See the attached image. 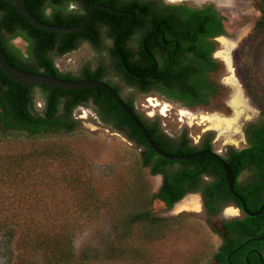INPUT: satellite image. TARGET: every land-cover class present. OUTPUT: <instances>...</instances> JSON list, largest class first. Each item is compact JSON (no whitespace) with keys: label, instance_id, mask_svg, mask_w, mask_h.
I'll return each instance as SVG.
<instances>
[{"label":"trees","instance_id":"obj_1","mask_svg":"<svg viewBox=\"0 0 264 264\" xmlns=\"http://www.w3.org/2000/svg\"><path fill=\"white\" fill-rule=\"evenodd\" d=\"M254 2L260 12V19L243 46L245 50L255 43L264 42V0ZM72 4L77 8L70 10ZM42 5H45L44 8H41ZM95 5H104L124 14L116 15L95 9L84 30L68 35L39 30L15 7L0 1V47L9 64L24 72L56 77L63 81H104L107 71L102 66L96 69L85 66L81 74L74 77L70 73H60L49 55L58 57L72 52L78 47L80 39L88 41L95 49L100 45V27H106L111 40L117 37V49L124 59L123 66L119 56L113 52L115 72L128 84L141 91L153 88L165 100L187 108L207 106L217 96L220 89L212 82L209 74L217 72L219 68L218 61L213 58L219 47L215 39L227 36L228 28L227 18L214 3L191 6L186 3L167 4L162 0H25L26 9L39 22L65 29L77 27ZM45 8L51 9V15L45 14ZM132 16L133 27L122 32L131 22ZM141 32L144 35L139 49L136 52L129 50L126 42ZM14 37H21L28 43L27 61L10 43ZM144 41L145 49L142 44ZM105 83L120 94L117 86L109 81ZM35 89L41 92V109H37L34 102ZM244 89L252 98L248 87ZM126 105L162 152L170 155L189 152L190 140L186 134L179 140L169 139L158 120L144 119L130 101L126 100ZM79 107L93 111L107 128L139 148L143 168L150 169L152 175L164 174L163 187L159 194L152 195L151 200H161L167 209H171L184 195V192L176 193L172 186L191 180L198 184L202 175H211L212 182H202L201 186L202 202L207 214L217 215L228 204L241 207L240 201L229 192L224 170L215 159L201 155L175 163L161 158L102 88L62 90L46 85L26 88L12 81L0 68L2 133L17 132L31 136L72 133L79 124L73 116ZM243 132L246 147L238 151L228 147L224 161L234 177V191L243 199L250 212H256L264 204V111L261 107L259 118L245 123ZM207 136L201 146L211 150L213 134ZM49 156L51 152L47 149L33 151L25 156L0 155V239L10 248L14 247L13 252L8 251L10 258L0 264H37L36 257H41L42 264H113L118 261L128 264L133 252L129 243L131 225L148 223L151 231L156 232L164 219L153 217L149 211L138 212L125 220V230H118L120 234L114 239L103 240L89 252L78 254L74 246L73 230L64 227L49 230L42 221L46 215L36 220L31 215L9 208L14 200L8 198V193L4 197L5 189L18 191V187L26 183L25 177L34 172L38 161ZM173 165L177 167L168 170ZM243 173H246L248 180L245 185L239 181ZM72 185L76 189L77 183ZM84 191L89 194L88 205L94 204L91 190ZM83 198L81 201H84ZM225 226L227 237H223V244L210 262L261 264L258 254H264V208L257 216L244 214L243 219L232 220ZM114 230L116 233L117 229ZM19 232L21 235L16 238ZM134 254L138 262L143 261L141 252L135 249ZM2 255L5 256L0 251Z\"/></svg>","mask_w":264,"mask_h":264},{"label":"rangeland","instance_id":"obj_2","mask_svg":"<svg viewBox=\"0 0 264 264\" xmlns=\"http://www.w3.org/2000/svg\"><path fill=\"white\" fill-rule=\"evenodd\" d=\"M162 1L191 6L214 3L227 18L228 35L225 39L233 46L229 53L232 73L224 61L214 55L220 68L211 78L215 83L221 84L222 89L208 107L188 110L154 95H140L119 79L108 59V51L104 48L95 50L88 43H81L73 53L53 58L56 68L62 74L70 73L78 77L83 66L95 69L97 65H105V79L119 88L122 98L132 102L144 119L158 120L162 130L171 137H177L186 130L192 142L196 143L198 136L212 133L213 147L221 154L229 146L235 149L246 147L242 128L245 123L259 118L260 107L264 111V42L243 49L260 19L256 3L254 0ZM217 41L219 42L218 39ZM104 43L106 47L111 45L108 40ZM15 44L23 47L19 40ZM219 51H225L220 42L217 52ZM230 76L234 77L242 91L247 111L238 120L237 131L230 129L220 135L209 125L200 124L198 118L216 115L233 119L234 111L230 105L233 92L226 82ZM245 86L254 98L246 93ZM34 102L37 109L42 108L39 89L34 90ZM156 102L162 104L161 107L166 105L163 114L161 107H152L151 104ZM181 110L190 113L195 119L182 117ZM73 116L79 124L69 134L62 132L31 136L0 131V155L25 156L43 149L51 152V157L38 161L34 172L25 177L26 183L19 186L18 191L5 189L4 197L8 193V198L14 200L9 208L31 215L36 220L46 215L42 221L49 230L61 227L73 230L74 246L78 254L89 252L103 240L114 239L120 234L118 230H125L123 223L129 216L149 211L153 217L164 219V222L156 232L151 231L148 223L131 225L129 243L133 252L128 264H210L220 246V239L207 223L199 199L188 196L186 201L188 203L198 199L199 211L184 210L177 204L172 210L166 211L157 201L151 200L152 195L157 192L159 180L150 176L148 169L142 167L140 149L107 128L90 109L79 107ZM246 176L243 174L242 179ZM74 183H77L76 189L72 185ZM87 189L91 190L90 194L94 197L92 205L87 203L89 194L84 191ZM82 198L84 201H81ZM211 223L212 226H217L218 220L214 219ZM114 228L118 232L114 233ZM20 235V232L17 233L16 238ZM0 244V251L5 255L0 256L2 263L9 257L8 251L13 252L14 247L10 248L2 239ZM135 249L142 253V262L135 258ZM35 260L37 264H42L41 257H36ZM113 264L125 263L118 261Z\"/></svg>","mask_w":264,"mask_h":264},{"label":"flooded vegetation","instance_id":"obj_3","mask_svg":"<svg viewBox=\"0 0 264 264\" xmlns=\"http://www.w3.org/2000/svg\"><path fill=\"white\" fill-rule=\"evenodd\" d=\"M165 3H167V4H179V3H168V2H166V1H164ZM44 6L45 5H42L41 6V8H44ZM201 6V5H200ZM77 8V6L75 5V4H72V5H70V7H69V9L70 10H74V9H76ZM44 12H45V14L46 15H51V9H49V8H45L44 9ZM143 35H144V32H141V33H138L137 35H135V36H133V37H131L127 42H126V47L127 48H129V50H131V51H133V52H136V50H138L139 49V46H140V41H141V38L143 37ZM8 37H10V36H8ZM218 38H220V37H218ZM218 38H216L215 39V41L217 42V44L219 45V42L217 41V39ZM116 39V38H115ZM115 39L114 40H111L110 38H109V31H108V29L106 28V27H100V45L97 47V48H95V50H97V49H99V48H104V49H106L107 51H108V59L112 62L111 64H112V68H113V70L115 71V65H116V61L113 59V56H112V54H113V52H115V47H114V41H115ZM16 40H19L21 43H22V45H23V47L22 48H20V47H18L16 44H15V41ZM105 40H108V41H110L111 42V45L110 46H108V47H106L105 46ZM10 43L20 52V54H22L23 56H24V58L26 59V61L28 60V55H27V52H28V43L27 42H25L21 37H14V38H12V39H10ZM81 43H88L89 45H90V43L88 42V41H86V40H84V39H80V41L78 42V47H79V45L81 44ZM58 44L60 45V42H58ZM142 44H143V48L145 49V44H146V41H144V42H142ZM91 46V45H90ZM78 47L75 49V50H73L72 52H70V53H73L74 51H76L77 49H78ZM92 47V46H91ZM116 49H117V45H116ZM217 52V51H216ZM215 52V53H216ZM70 53H67V54H70ZM116 53V52H115ZM215 53L213 54V58L214 59H216L217 61H218V59L214 56L215 55ZM67 54H64V55H62V56H65V55H67ZM50 57H51V59H52V61H53V58H55V57H53V55L52 54H50L49 55ZM62 56H58V57H62ZM118 56V55H117ZM17 58H19V57H17ZM119 58V57H118ZM149 58V57H148ZM34 62V61H33ZM54 62V61H53ZM219 63V62H218ZM122 64V63H121ZM98 66H102V67H104L105 68V70L107 71V66H105V65H97L96 67H95V69L98 67ZM85 66H83V68H84ZM89 67V66H88ZM83 68H81L80 69V72H82V70H83ZM219 68H220V65H219ZM219 68H218V70H219ZM218 72V71H217ZM217 72H215V73H217ZM215 73H213V74H215ZM211 75L212 74H209V77H210V79L212 80V78H211ZM118 77H119V79L120 80H122L125 84H126V86H128L129 88H131L132 90H134V91H136V92H138L140 95H142V96H150V95H154L155 97H157L158 99H161V100H163V101H166V102H168V103H171V104H174V103H172L171 101H168V100H165L163 97H161L160 95H159V93H157V91H155L153 88H149V89H144V91H141V89H138L137 87H135V86H133V85H130V84H128L127 83V81L124 79V78H122V76L121 75H118ZM105 81H107L106 79L104 80V82ZM212 82H214L213 80H212ZM215 83V82H214ZM216 85H218V87H219V93L217 94V96L216 97H218L219 95H220V92H221V89H222V87H221V84H218V83H215ZM148 91V92H147ZM120 95V94H119ZM121 98H122V96H120ZM215 97V98H216ZM147 98V97H146ZM215 98H212L211 100H210V103H211V101L212 100H214ZM123 99V98H122ZM124 100V99H123ZM125 102H126V100H124ZM210 103H209V105H210ZM209 105H207V106H196V107H193V108H187V107H182V106H180V105H177V106H179V107H181V108H185V109H188V110H194L195 108H198V107H208ZM257 120V119H256ZM255 121V120H254ZM245 125V124H244ZM244 127V126H243ZM163 132H164V134L169 138V139H173V140H179L180 139V137L183 135V134H186V137H187V139L188 140H190V142H188V151L189 152H186V153H182V154H179V155H170V154H167V155H170V156H187V155H191V154H194V153H196V152H198V151H210V152H213V153H215V154H217L223 161H224V155H225V152H226V150H227V148L228 147H226L225 149H224V151H223V153L221 154L220 152H218V151H216L215 149H214V147H213V144H212V142H211V145H212V148H211V150H206V149H204L202 146H201V143H202V141L204 140V139H206L208 136V134L209 133H207V134H203L201 137H199L198 136V141L196 142V143H193L192 142V140L189 138V136H188V132L185 130V131H183L179 136H177V137H171L170 135H168L164 130H163ZM242 132H243V128H242ZM243 135H244V132H243ZM244 139H245V136H244ZM212 140H213V138H212ZM245 142H246V140H245ZM178 145H181V143H179L178 142ZM247 145V144H246ZM230 147V146H229ZM231 148H233V147H231ZM233 149H235V148H233ZM243 149V148H242ZM236 151H238V150H241V149H235ZM204 155H208V154H204ZM201 156V155H200ZM208 156H210V155H208ZM198 157V156H197ZM210 157H212V156H210ZM213 159H215L219 164H220V162L216 159V158H214V157H212ZM164 159V158H163ZM194 159V158H193ZM166 160V159H165ZM189 160H191V159H189ZM186 161H188V160H186ZM171 162H175V161H171ZM180 162H184V161H177V162H175V163H180ZM225 162V161H224ZM220 166L222 167V165L220 164ZM177 166L176 165H173V166H169V168H168V170H172V169H175ZM223 168V167H222ZM148 169V168H147ZM224 170V169H223ZM148 171H149V174H150V176H152L153 178H158V180H159V187H158V189H157V192L155 193V194H153V195H156V194H159L160 193V191H161V189H162V187H163V183L165 182V176H164V174H162V173H158V174H156V175H152L151 173H150V169H148ZM224 173H225V171H224ZM232 174V173H231ZM243 174H246V173H243ZM243 174L239 177V181L243 184V185H245L246 184V182L248 181H246V179H247V176L245 177V178H243L242 179V176H243ZM233 176V175H232ZM225 177H226V174H225ZM234 178V177H233ZM212 180H213V177L211 176V175H202L201 177H200V181L198 182V184H195L194 183V180H191L190 182H185V183H183L182 185H179V184H176V185H174V186H172V188L174 189V191L176 192V193H179V192H184V195H183V197L179 200V201H177L176 203H174V205L172 206V208L176 205V204H178L179 202H181L184 198H186V197H188V196H194V197H197L198 199H199V201H200V204H201V207H202V209H203V211H204V213H205V218H206V221H207V223L210 225V227L212 228V230L218 235V237H219V239H220V246L223 244V237H227V227L225 226L226 224H228V223H230L232 220H235V219H243L244 218V214H246V215H248V216H250V217H254V216H251V215H249V214H255V213H257L258 211H260V213H261V211L263 210V208H264V204L260 207V209L259 210H257L256 212H250L247 208H246V205H245V203L243 202V199L234 191V193H236L237 195H238V200L240 201V203H241V207L239 208V207H237V205H234V204H228V205H225L223 208H222V210L217 214V215H208L207 214V211L205 210V208H204V206H203V202H202V198H203V195H202V191H201V186H202V182H208V183H210V182H212ZM226 182H227V180H226ZM227 187H228V185H227ZM233 189H234V184H233ZM229 190V189H228ZM230 192V191H229ZM233 195V194H232ZM234 196V195H233ZM235 197V196H234ZM166 211H170V210H172V208L171 209H167L166 208V204L164 203V202H162L161 200H156ZM242 203H244V205H245V210L248 212V214L245 212V210H244V208H243V205H242ZM228 208H233V209H235L236 211H237V214H235L236 216H231V217H227V216H225L224 215V212L228 209ZM259 213V214H260ZM258 214V215H259ZM257 216V215H256ZM214 219H216V220H218V224H217V226H212V220H214ZM209 221V222H208ZM258 258H259V260H260V262H261V264H264V254H258ZM210 264H215V262L214 261H211L210 262ZM247 264H249V262H247Z\"/></svg>","mask_w":264,"mask_h":264},{"label":"water","instance_id":"obj_4","mask_svg":"<svg viewBox=\"0 0 264 264\" xmlns=\"http://www.w3.org/2000/svg\"><path fill=\"white\" fill-rule=\"evenodd\" d=\"M3 1L13 7H15L26 19L27 21L34 26L35 28L49 32V33H61V34H68V35H73L81 32L86 28L88 25L92 13L94 12L95 9H103L106 10L112 14L116 15H121L124 14V12H119L115 11L107 6L104 5H95L89 9L87 12L86 16L82 20V22L74 28L71 29H65V28H59V27H54L50 25H46L44 23L39 22L36 18H34L29 11L26 9L25 6V0H0ZM134 24V16H132L131 22L122 30V32L130 30L133 27ZM120 32V34L122 33ZM119 36V35H118ZM225 38V37H223ZM116 41L117 37L114 41V47H115V52L119 56L121 62L123 63L124 66V59L122 55L119 53L118 49H116ZM0 68L1 70L5 73L7 77H9L12 81L21 84L25 86L26 88L30 87H36L40 85H46L50 86L56 89H62V90H80V89H87V88H92V87H99L105 90L110 97L115 101V103L121 108V110L127 115V117L132 121V123L135 125L137 130L141 133L143 138L145 139L146 143L148 146L161 158H164L168 161H186L189 159L196 158L197 156L208 154L214 158H216L220 164L222 165L225 174H226V180H227V185L228 189L231 194H233L235 197L238 198V195L234 193L233 189V184H234V178L231 174V171L229 170L228 166L226 163L215 153L210 152V151H198L194 154L187 155V156H170L167 155L166 153L162 152L157 146L153 143L151 138L149 137L148 133L144 129L143 125L141 122L135 117L133 112L128 108L126 105V102L104 81H97V80H79V81H63L60 80L56 77H49L45 76L42 74H36V73H29V72H24L21 70L16 69L15 67L11 66L6 59L1 47H0ZM243 208L245 210V205L242 203ZM245 212L248 214V212L245 210ZM260 213L258 211L255 214H249L251 216H256Z\"/></svg>","mask_w":264,"mask_h":264},{"label":"bare ground","instance_id":"obj_5","mask_svg":"<svg viewBox=\"0 0 264 264\" xmlns=\"http://www.w3.org/2000/svg\"><path fill=\"white\" fill-rule=\"evenodd\" d=\"M219 42L221 43V45L225 48V51H219L215 53V56L220 57L221 60L224 61V63L227 65V67L229 68L230 73H232V69H231V61H230V51L232 50V45L230 46V43L228 42V40H226L223 37L218 38ZM227 84L232 88V92H233V99L230 103L233 111H234V117L233 119H224L221 117H218L216 115H210V116H201L198 119L200 120L199 123L203 124V125H209V127L213 130H215L216 132H218V134H223L225 133L227 130L230 129H234L235 131H237V122L238 120L242 117V115L247 111V106L245 103V98L243 97L242 91L238 85V83L236 82V80L234 79V77L230 76L226 79ZM152 107L156 108V107H161V105L156 102V103H152L151 104ZM242 109V110H241ZM166 111V105L161 107V114H163V112ZM181 115L182 117H188L189 120H194L195 117H192L193 115H191L188 112H185L183 110H181ZM188 201V198H184L181 202H179L177 205L182 206L184 208V210H194V211H199L200 210V204L198 199L195 201H190V202H186ZM187 203V204H186ZM186 204V205H185ZM237 214V211L233 208H228L225 211V215L228 216H232Z\"/></svg>","mask_w":264,"mask_h":264}]
</instances>
